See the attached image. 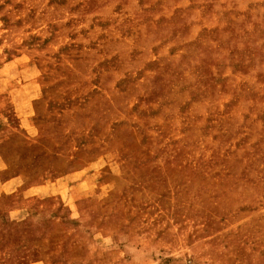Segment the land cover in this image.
<instances>
[{
	"label": "rangeland",
	"instance_id": "rangeland-1",
	"mask_svg": "<svg viewBox=\"0 0 264 264\" xmlns=\"http://www.w3.org/2000/svg\"><path fill=\"white\" fill-rule=\"evenodd\" d=\"M0 264H264V0H0Z\"/></svg>",
	"mask_w": 264,
	"mask_h": 264
}]
</instances>
